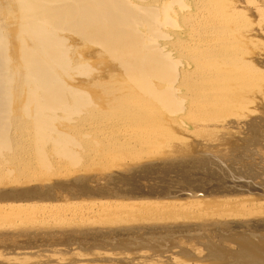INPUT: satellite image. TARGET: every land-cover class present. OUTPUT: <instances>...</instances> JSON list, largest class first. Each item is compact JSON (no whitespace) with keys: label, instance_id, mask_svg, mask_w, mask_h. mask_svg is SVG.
Here are the masks:
<instances>
[{"label":"rangeland","instance_id":"obj_1","mask_svg":"<svg viewBox=\"0 0 264 264\" xmlns=\"http://www.w3.org/2000/svg\"><path fill=\"white\" fill-rule=\"evenodd\" d=\"M205 1L206 3L209 1L207 6H211L208 8V10L211 8L210 10L212 12H209L211 14L210 16L213 17L216 22L219 20V24H222V26H219V30L216 27V29L212 28V31L214 30L213 33L211 30L207 32L208 35H211L206 36V30H203L208 27L204 28V25H202L201 28L199 27V29L203 31L202 32L196 26H189L187 21H180L181 16L179 17L177 15H173L172 17L173 21L175 20V23H180L182 30L185 31H180L182 40L180 39L178 42L177 40H173L175 34H172L174 32L176 33V31L179 30L178 28L172 29V27L166 25L161 28L163 32L166 31L171 33V38L169 40L164 38H162V40L160 38L158 42L161 44L166 43L163 48L166 52L169 50L168 54L172 59L176 60L182 57L179 58L181 62L177 63V71L179 74H184L183 78H179V74H176V78H170L171 76H169L168 79L162 80L164 83H160L159 78L153 80L154 77H150V83L153 89L158 90V86H160V90L163 91L162 85L166 84L169 86V91H167L172 94L175 93L174 100H170L169 102V99H166L167 96L164 97L162 93V97L155 96L154 94L150 95L145 92L146 90L144 88H142V93L139 87L131 84L124 70L118 65V62L102 50L103 48L101 45L97 44L99 46L97 47L93 40H91L92 42L85 39L83 41L82 38L78 40L80 37H78L77 33L75 32L76 34L73 35L71 31L68 30L71 34L68 33L69 39H72L71 41L69 40L70 49L74 52L72 53L70 51L73 54H70L71 57L73 56L72 60L77 59L79 60L78 63H84L81 66L79 65L80 68L85 64L89 65L88 67L90 68L86 66L88 69L86 74L84 73L86 70H83L82 73L81 69V71L77 69V71H80L77 73V71H75L77 66H75V68L70 69L68 72L70 73V78H68L67 74V77L63 75L62 79L65 80L64 82H67L66 84L69 86L82 89L83 91L85 90L86 93H84L83 96L87 95L86 97L89 99H86L90 101L88 105H84L78 113H71L70 116L65 115L64 112L58 111L53 126L55 125V129L61 130L68 135L69 141L71 140L72 142H70L73 144L70 148L77 155V159L76 157H72V160L68 158L65 160L63 155H61L62 157L58 156V154H55L54 149L51 148L50 142H48L49 144L45 143L46 145H44L43 149L44 153L46 152L45 164L43 163L44 161L41 162L38 158L36 159V155L33 156V152L31 153V157H26L28 148L23 147L24 145L28 147L25 143H33V141L29 139H32L34 134H31L29 138L28 134L31 132L32 126H27L29 121L26 120L27 118L25 119L26 116L19 110L21 108V102L24 101L23 93L25 94V92L23 91L21 93V89L19 91L17 89L14 91V101L11 103L10 114L19 121L18 124L15 121H10L8 124V135L10 138L13 136V142L21 146L20 151L23 150V152L16 156L17 159H14V162L12 161L9 163L7 162L8 160H6H12L11 155H9V158L5 157L6 162L3 168L0 169V197L3 196L2 199L0 198V264H239L244 255V252H242L243 245L239 242L241 236H246L250 241H258L257 244H253L254 247L251 252L264 254L261 248L264 244V198H262V195H264V0H251V2L250 0H248L249 2L247 0ZM1 2H3V0H1ZM206 3L204 4L206 5ZM174 6H176V4L172 5V9L175 8L174 10H178V8H176L177 6ZM5 12L7 11H4L2 16L5 14L6 18L3 19L7 21L3 20L4 23L7 24L6 30L8 31L9 40L8 54L12 57L10 61L15 65L16 56L14 55L16 42L13 40V32H15L13 29L15 27L12 28V26L15 25L14 20L16 16L14 17L13 14H10L13 17V20H11V16L9 17L7 15L8 12ZM193 13L202 16L201 11H193ZM183 21L187 23V25L185 24L186 27L182 23ZM227 26L229 27L226 29ZM189 27L194 28L193 30H195V32L191 28L189 29ZM224 28L225 33L223 32ZM131 29L132 28L129 30ZM227 30L228 33L226 32ZM194 33H198L199 35ZM201 33L207 38L211 37L209 38L210 40L204 37L206 40L205 42L203 40L204 35ZM130 34L135 35L133 30L129 35ZM229 34L230 36H228ZM216 36L221 40L217 41L219 39ZM197 37L204 42L200 40V43ZM225 40L227 43L230 41V43L227 44ZM88 41L92 44H88ZM208 41H211L210 43L215 44L216 47L214 48L211 46L209 53L204 50L206 47L205 43ZM174 42L176 43L174 44ZM197 42H199V44ZM225 43L226 45H224ZM229 44L234 46H229ZM227 45L231 52H229ZM178 51L180 52V56ZM211 52L213 55H211ZM221 52L225 53L222 54ZM220 53L221 56H218ZM192 55H199L196 56L198 61L196 60L194 62L195 56L193 57ZM225 59H227V61ZM236 59L239 60V62L237 60L238 63L235 61ZM74 60L73 63H75ZM221 62H224V65L221 64ZM184 64L186 66H184ZM243 64H247L249 67L245 65L246 67L244 68ZM201 65L204 67L202 68ZM206 67L209 68L208 71ZM221 71H224L223 74ZM216 74L217 77H223L217 78V80L219 79L222 82V80L226 78L228 84L224 81L225 84L222 87L223 83L214 79L216 78ZM197 76L200 79L204 76L205 79L201 80H205L204 83L206 85L209 84L207 88ZM210 77L212 78L210 79ZM200 82L202 85L200 84L198 86ZM216 85L217 87L215 88ZM225 85L226 90H224ZM168 86L165 87L167 88ZM228 86L231 87V89H229ZM165 87L163 89L166 92ZM182 87L184 90L180 89ZM204 87L207 91L211 89L212 92L210 91V93L207 92V94L204 93V95H202L205 91V89H203ZM217 89H219V92ZM229 90L230 92H228ZM231 91L236 92V95L232 92L234 97L232 94L230 95ZM239 91L241 96L239 95ZM17 94L20 96L17 97ZM205 96L207 97L205 98ZM203 98L209 99L206 102L207 104L209 101L207 105L205 104V100H201ZM211 99L215 101H211ZM193 102L195 105H193ZM213 102H216L217 106H215L216 104ZM12 122L15 123L13 124L14 126L10 125ZM144 130L145 132H143ZM145 133L146 136L150 138L144 137ZM134 136L135 139H133ZM113 137H115V139ZM120 137L122 139H119ZM153 137L156 139H152ZM215 137L220 138L215 139ZM140 138L143 140L147 139L148 143L153 140L151 143L152 145L148 144L147 141L142 143V139L140 142ZM115 140L118 142L122 141L120 142L122 147L121 145L116 148L113 147L111 143L116 142ZM24 141L25 143H23ZM161 141H164V143H161ZM19 142L22 145H20ZM153 142L155 147L153 146ZM179 143L181 145H179ZM182 143H184V145ZM130 144H136L137 147L134 145V148L128 147ZM144 144H146V146ZM208 145L211 149L208 148ZM157 146L160 150L162 149L165 154L162 151V153H160ZM202 147L205 150H202ZM187 148L188 150H186ZM217 148H219V150ZM148 149H151V151ZM154 149L156 153L158 152L157 154L154 152ZM168 151L172 155L168 156L167 154H170H166ZM153 152L154 154L152 155L151 153ZM176 152L178 153L177 155ZM24 154L26 155L24 156ZM130 154L134 159L131 158L132 156H130ZM158 154L159 156H157ZM163 154L165 156H162ZM128 155L130 156L129 158L132 159H130L132 163L127 160ZM138 155L141 156L138 158ZM12 156H14V152ZM30 158L32 161L28 160ZM136 158L138 161L135 160ZM141 158L143 160H141ZM146 159L147 161H145ZM148 159L150 160L148 161ZM123 160L124 162H122ZM134 160L136 163H134ZM28 162H30V165ZM6 163L9 165H6ZM135 164L138 165L136 166ZM116 165L119 168H117ZM121 167L126 169L123 170ZM128 168L131 169L128 170ZM25 189L30 191V195ZM11 190L15 193L16 196L13 195L16 198L11 194ZM5 191H9V193H5ZM21 191H24V193H20ZM3 192L6 194V197ZM8 194L14 198L11 199ZM246 194H248V196L251 195L252 198L255 195L256 197L253 199H255L256 203L253 204L255 201H253L252 198L250 199V196L248 197ZM21 195L23 197L17 198ZM218 196H220L221 199ZM7 197L9 199H7ZM158 197L159 200H157ZM214 197L218 202L221 200L220 203H223H218ZM226 197L232 202L231 204ZM230 197H232V199H230ZM201 198L202 202L200 200ZM154 199L157 202L154 201L155 204H149L153 202ZM184 199H186V201ZM222 199H225L224 201L227 200L230 206ZM235 199L241 200L242 205L245 206H242L238 200L237 202L233 201ZM242 199L246 200L242 201ZM143 200L146 203L143 202ZM147 200L151 202H147ZM189 200L191 201L190 205H188ZM196 200H199V202L196 203ZM247 200L251 202L249 203ZM258 200H263V204L260 201L257 202ZM133 201H136L135 203L138 205L135 206ZM160 201L162 203L163 201L166 202L163 203V205L170 202L169 206L168 204L166 205L167 208L166 206L163 207L166 209L170 207V204L172 205L171 202L173 201V207H170L173 209L169 208L170 211L169 209L162 210L163 205ZM174 201L177 203H174ZM119 202L121 204L123 202L124 205H119ZM159 202L160 204H158ZM200 202L202 203L201 205L208 206V209L211 207L208 211H214L213 216H211L212 212L210 213L211 215L207 212L209 215L207 217V213L204 211V209L207 208H205V206L199 205L198 207L197 205L196 209L193 208V206ZM215 202L218 204L215 205ZM243 202L245 203L243 204ZM247 202L250 207H248L249 205ZM139 203L144 206L141 208ZM147 204L150 207L145 208ZM192 204L194 205L192 206ZM157 205L158 208L156 207ZM178 205L181 209L179 208L177 210L175 208H178ZM231 205H234L233 208H238V212L235 211V208H232L234 213L236 212L234 216L235 219L233 216H231V218L229 217L230 215H228V212L234 215ZM114 206L117 208H113ZM118 206H124L125 210L123 211V208ZM134 206L136 208L138 206L142 210H140V208L136 209ZM188 206L190 209L187 210ZM217 206H221V209ZM155 207L157 208V212L153 210ZM227 207L229 209L228 211ZM242 207H245L247 212L251 209L250 211L254 214L252 215V221L250 219L251 213H246V209L242 211ZM108 208L111 209V212H109ZM222 209L223 211H218ZM224 209L226 210L224 211ZM258 209H262L261 211L263 212ZM164 210L168 216L164 214ZM197 210L201 211L200 214H197L201 218L196 215V213H198ZM159 211H163L164 215ZM103 212H105L104 214L106 216L108 214V218L104 215L102 216ZM137 212L140 213L141 216H139L140 214ZM217 212L220 213H218L219 215L222 213L221 218L219 215L217 217ZM224 212L226 215L223 214ZM110 213H115L114 217L113 214L112 216L110 215L111 219L109 216ZM144 213H147V215ZM240 213H242L244 217ZM117 214H120L119 217L123 215L121 219L129 217L128 220H131L130 223L126 221L124 222L125 225H122L124 223L119 221H125L126 219H119ZM170 214L173 220L170 219ZM180 214L184 216L178 219ZM192 214H194V216H192ZM246 214H248L247 217ZM256 214L258 215L257 218ZM160 215L164 218H160ZM190 215L192 216L191 218ZM195 215L198 221L194 218ZM237 215H240L241 218L240 216L238 217L239 219L236 218ZM157 216H159L160 219ZM186 216L189 217L186 218ZM214 216L215 218H213ZM143 217L149 219L144 218L145 220L143 221ZM184 217L186 219L190 218V221L194 218L195 220L193 221L195 223L191 221V224L189 220H186V222ZM153 218L154 220H152ZM161 219L163 223L159 221ZM146 220L148 222L152 221L149 223L150 225L148 223L146 224ZM156 220L158 221L156 222ZM176 220H180L181 222ZM114 222H116V224ZM142 222L143 224H141ZM128 224L132 225L129 226ZM240 225L245 227H241ZM237 237L238 241L235 240ZM141 241H143V243ZM141 243L144 245H140Z\"/></svg>","mask_w":264,"mask_h":264},{"label":"bare ground","instance_id":"obj_2","mask_svg":"<svg viewBox=\"0 0 264 264\" xmlns=\"http://www.w3.org/2000/svg\"><path fill=\"white\" fill-rule=\"evenodd\" d=\"M248 1V0H247ZM214 2V1H213ZM249 2V1H248ZM251 2V0H250ZM206 3L205 0H3V2H1L0 0V169L3 168V165L4 163L6 162V160H8L7 162H12L14 159H17L16 156L20 155L21 152H23V150L20 151V147L16 142L14 143L13 142V136L12 138H10V136L8 135V124L10 123V121H15L17 124H18V121L17 119L14 117L11 116V103L14 101V97H13V93L14 91L17 89L18 91L21 89V93L24 91L25 94L23 93V99L24 101L21 102V108L19 110H21V112L24 114L25 119L29 121V123L27 124V126L29 125L32 126V130L31 132H29V138H30V135L31 134H34V139L32 137V139H29L31 141H33V143L31 144H28V143H25V141L23 143L27 144L28 147H26L24 145L23 148H28L27 149V156L26 157H31V153L33 152V156L36 155V159L38 158V160H40L41 162H43L44 164L46 163L45 161V153H44V145H46L45 143L49 144L48 142H50L51 144V148L54 149V152L55 154H58V156H61L63 155L65 157V160L68 158L69 160H72L73 158L72 157H76L77 155L74 153L73 150H71V145L73 146V144H71V142L69 141V137L66 133L62 132L61 130H58V129H55L54 126H53V123H54V119L57 118L56 116V113L59 111V112H64L65 115L67 116H70L71 113H78L80 111V109H82L84 107V105H88L89 101H88V97L86 96H83L84 93H86V91L84 92L82 89H79V88H76V87H72V86H69L68 84H66L62 79V76L66 75L65 77H67V74H68V78L69 77V74L68 73L70 71V69L72 68H75V66H77L76 70H82V73H83V70L85 71L84 73L86 74V72H88V69L87 67L89 65H84L82 66V68L79 67V65H83L81 63H78L79 60H74L75 63H78V64H75L73 63V56L71 57L70 54L74 53L72 52L70 49V44H69V32L71 31V34H76L78 35V38L76 35V37L78 38V40H80L81 38L85 40H93L94 44L96 43L101 45L102 46V50H104L106 53H108L110 56H112V58L114 60H116V62H118V65H120V67L124 70L125 74H126V77H128L129 81H131V84H133L134 86L136 87H139L141 90V92L143 93L142 91V88H144L146 91L147 94H154L155 96H161L162 95L164 97H166V99H169L168 102L170 100H174V94L175 93H170L168 92V88L169 86L166 85V84H163L162 85V90L164 91V87L165 86H168L166 88V95L163 91H161L160 89V86L159 89H153L152 86H151V83H150V77H154V79H157L159 78V82H163L162 80H166V78L168 79L169 76H171L170 78H173V77H177L176 74H179V72L177 71V63L181 62V59L179 58H182V57H177L178 59L174 60L172 59L171 57H169V50L166 52L164 50L163 47H165V44H161L160 42H158V39H170L171 38V33L169 32H166L161 29L164 25L166 26H170L172 27V29L174 28H178L179 30L176 31V33L174 32L172 35L175 34V37H174V41L178 40L180 41V39L182 38V34L181 32L183 31L182 30V26L180 25V23H175V20L173 21V15H177V16H181V20L179 18L180 21L184 20V21H187L188 25L189 26H196L201 28L202 25H204V28L205 27H208L207 29H203V30H206V33L208 31H212V28L213 29H216V27L218 28L219 30V26H222V24H219V20L216 22L215 19L213 17H211L210 13L211 12V8L208 10L209 7H211L210 5L207 6V4H209V1H207L206 5L204 4ZM174 7L178 8V10H174L172 9V5H175ZM213 4V3H212ZM211 4V5H212ZM220 7V6H219ZM231 9V8H230ZM208 10V11H207ZM4 11H7L5 13H7V15L10 17L12 14L14 15V17L16 16L15 20H14V23L15 25L12 26L15 27L13 30H15V32H13V40H15V65H13L10 60L12 59L11 56H9L8 54V43H9V40H8V31L6 30L7 29V24L4 23L3 18H6L5 17V14L2 16V13H4ZM193 11H201V15L202 16H198L197 14H194ZM231 11V10H230ZM210 12V13H209ZM217 12V11H216ZM208 13V14H207ZM215 13V12H214ZM213 13V14H214ZM223 13V12H222ZM11 14V15H10ZM212 14V15H213ZM6 15V16H7ZM234 15V14H233ZM227 16V15H226ZM217 17V16H216ZM10 18H12L11 20H13V17L11 16ZM231 18V16H230ZM176 19V18H175ZM217 19H220V18H217ZM216 19V20H217ZM223 19V18H222ZM227 20V18H226ZM229 20V18H228ZM238 20V19H237ZM6 21V20H5ZM179 21V22H180ZM184 21L182 22L185 26V24L187 25V23H184ZM189 21V22H188ZM224 21V20H223ZM7 22V21H6ZM222 23V21H221ZM233 23V22H232ZM10 24V23H9ZM8 24V25H9ZM227 24V23H225ZM226 26V25H225ZM165 27V26H164ZM186 27V26H185ZM229 26L226 27V29L228 28ZM234 27V26H233ZM130 28H132L131 30H129ZM191 27H189L190 29ZM171 29V30H172ZM192 30L194 28H191ZM197 29V28H196ZM221 29V28H220ZM9 30V29H8ZM70 30V31H68ZM133 30L134 34L135 35H129V33H131V31ZM201 30V29H199ZM198 30V31H199ZM224 33H225V28L223 29ZM68 31V32H67ZM74 31V32H73ZM130 31V32H129ZM181 31V32H180ZM195 32V30H193ZM202 31V30H201ZM214 31V30H213ZM212 31V33H213ZM11 32V31H10ZM73 32V33H72ZM76 32V33H75ZM171 32V31H170ZM185 32V31H183ZM197 32V31H196ZM203 32V31H202ZM228 33V30L226 31ZM69 33V34H68ZM205 33V34H206ZM217 33V32H216ZM221 33V32H220ZM223 33V35H224ZM10 34V33H9ZM70 34V35H71ZM133 34V33H132ZM137 34V35H136ZM194 34H198V33H194ZM203 34V33H201ZM199 35V34H198ZM204 35V34H203ZM202 35V36H203ZM208 35V33L206 34V36ZM211 35V34H209ZM208 35V36H209ZM219 35V34H218ZM205 35L203 36L206 37ZM213 36V35H212ZM226 36V34H225ZM230 36V34L228 35ZM75 37V38H76ZM217 37V36H216ZM223 37V36H222ZM198 40H199V37H197ZM196 38V39H197ZM207 38V37H206ZM211 38V37H209ZM209 38H207V40H210ZM218 38V37H217ZM216 39V38H215ZM219 39V38H218ZM223 39V38H222ZM225 39V38H224ZM235 39V38H234ZM72 40V39H71ZM70 40V41H71ZM77 40V39H76ZM163 40V39H162ZM172 40V39H171ZM170 40V41H171ZM182 40V39H181ZM201 41H205V38L202 40L200 39ZM199 40V41H200ZM221 39L217 40V41H220ZM88 41V44H90L91 42ZM197 41V40H196ZM200 41V43H201ZM203 41V42H204ZM213 41V40H212ZM216 41V40H215ZM224 41V40H223ZM148 42V43H147ZM167 42V41H166ZM190 42V41H189ZM211 42V41H210ZM209 41L207 43H205L206 47H205V51H207V53L210 52L211 50V46H213L214 48L215 47V44H211ZM226 42V40H225ZM237 42V41H236ZM71 43V42H70ZM80 43V42H79ZM86 43V42H85ZM170 43V42H168ZM172 43V41H171ZM170 43V44H171ZM176 42H174L175 44ZM184 43V42H183ZM199 44V42H197ZM216 43V42H215ZM218 43V42H217ZM220 43V42H219ZM227 43V42H226ZM226 43L224 45H226ZM230 43V41L228 42ZM227 43V44H228ZM92 44V43H91ZM204 44V43H202ZM172 45V44H171ZM180 45V44H179ZM194 45V44H193ZM223 45V44H222ZM221 45V46H222ZM231 44H229L230 46ZM77 46V45H76ZM100 46V47H101ZM186 46V45H185ZM203 46V45H202ZM220 46V47H221ZM229 46L227 45L228 47V50L229 52L230 51V48ZM232 47L234 45H231ZM74 47V46H72ZM97 47H99L97 45ZM167 47V46H166ZM197 47V46H196ZM225 47V46H224ZM231 47V48H232ZM236 47V46H235ZM200 48V47H199ZM98 49V48H97ZM176 49V48H175ZM219 49V48H218ZM222 49V47H221ZM10 50V49H9ZM214 50V49H212ZM216 50V49H215ZM227 50V48H226ZM225 50V51H226ZM227 50V51H228ZM236 50V49H235ZM240 50V49H239ZM72 53H71V52ZM180 51V50H179ZM178 51V52H179ZM204 51V52H205ZM234 51V50H233ZM177 52V53H178ZM213 52V51H212ZM211 52V55H213ZM102 53V52H101ZM216 53V52H215ZM214 53V54H215ZM218 53V52H217ZM222 53V52H221ZM221 53L218 54V56L220 55L221 56ZM225 53V52H223ZM222 53V54H223ZM227 53V52H226ZM236 53V52H235ZM85 54V53H84ZM184 54V53H183ZM187 54V53H186ZM229 54V53H228ZM227 54V55H228ZM73 55V54H72ZM81 55V54H80ZM100 55V54H99ZM178 55V54H177ZM182 55V54H181ZM185 55V54H184ZM183 55V56H184ZM201 55V54H199ZM199 55H192L193 57L195 56V60L194 62L197 60L196 59V56H199ZM208 55V54H207ZM226 55V54H225ZM179 56H180V52H179ZM190 56V55H189ZM203 56V55H202ZM209 56V55H208ZM235 56V55H234ZM240 56V55H239ZM77 57V56H76ZM81 57V56H80ZM206 57V56H205ZM212 57V56H210ZM236 57V56H235ZM82 58V57H81ZM209 58V57H208ZM213 58V57H212ZM219 58H222V57H219ZM184 59V58H183ZM199 59V58H198ZM224 59V58H223ZM81 60V59H80ZM86 60V59H85ZM108 60V59H107ZM200 60V59H199ZM206 60V59H205ZM221 60V59H219ZM227 61V59H225ZM238 59H236L235 61L237 62ZM14 61V60H13ZM77 61V62H76ZM186 61V60H185ZM198 61V60H197ZM211 61V60H209ZM250 61V60H249ZM84 62V61H83ZM189 62V61H188ZM225 62V61H224ZM224 62H221V64H223ZM239 62V60H238ZM237 62V63H238ZM241 62V61H240ZM251 62V61H250ZM249 62V63H250ZM191 63V62H190ZM203 63V62H202ZM201 63V64H202ZM230 63V62H229ZM248 63V64H249ZM196 64V63H195ZM197 65V64H196ZM224 65V64H223ZM247 65V64H245ZM244 64V68L246 67ZM87 66V67H86ZM94 66V65H93ZM184 66H186L184 64ZM248 66V65H247ZM199 67V66H198ZM202 67V65H201ZM204 67V66H203ZM202 67V68H203ZM225 67V66H224ZM249 67V66H248ZM85 68V69H84ZM90 68V67H88ZM207 68V71L209 70L208 67ZM107 69V68H106ZM252 69V68H251ZM80 70V71H81ZM188 70V69H186ZM196 70V69H195ZM201 70V69H200ZM221 70V69H220ZM219 70V71H220ZM247 70V69H246ZM256 70V69H255ZM74 71V69H73ZM80 71H77V73H79ZM97 71V70H96ZM184 71V70H183ZM178 72V73H177ZM188 72V71H187ZM186 72V73H187ZM199 72V71H198ZM197 72V73H198ZM222 74L224 71H221ZM204 73H205V70H204ZM212 73V72H210ZM188 74V73H187ZM213 74V73H212ZM234 74V73H233ZM92 75V74H91ZM167 75V77H166ZM189 75V74H188ZM187 75V76H188ZM193 75V74H191ZM195 75V74H194ZM206 75V74H205ZM204 75V76H205ZM231 75V74H230ZM72 76V75H70ZM156 76V77H155ZM190 76V75H189ZM188 76V77H189ZM203 76V78H201L202 80L205 79ZM207 76H210V75H207ZM206 76V77H207ZM219 76V75H218ZM236 76V75H235ZM18 77V78H17ZM64 77V78H65ZM183 78L184 77V74L180 73L179 74V78ZM222 77V76H220ZM220 77H217V74H216V78H214L216 81H219L220 83H223L222 84V87L223 85L225 84V82L227 83L228 80H226V78H224L225 80H222V82L217 78H220ZM231 77V76H230ZM17 78V79H16ZM186 78V77H185ZM190 78V77H189ZM188 78V79H189ZM197 78L199 80H201L198 76ZM212 77H210L211 79ZM223 78V77H222ZM127 79V80H128ZM187 79V80H188ZM194 79V78H193ZM195 79H196V76H195ZM240 79V78H239ZM246 79V78H245ZM152 80V82H153ZM175 80V79H174ZM181 80V79H179ZM201 80V81H202ZM213 80V79H212ZM76 81V80H75ZM176 81V80H175ZM198 81V80H197ZM225 81V82H224ZM173 82V81H172ZM194 82V81H193ZM203 83L205 82L202 81ZM237 82V80H236ZM76 83V82H75ZM81 83V82H80ZM164 83V82H163ZM186 83V82H185ZM215 83V81H214ZM218 83V82H217ZM235 83V82H234ZM202 85V83L200 82L198 84L199 85ZM228 84V83H227ZM80 85V84H79ZM153 85V83H152ZM170 85V84H169ZM182 85V84H181ZM204 85H206L204 83ZM209 85V84H207ZM207 85L205 86L207 88ZM236 85V84H235ZM127 86V85H126ZM129 86V85H128ZM131 86V85H130ZM164 86V87H163ZM179 86V85H178ZM187 86V85H186ZM194 86V85H193ZM245 86V85H243ZM157 87V88H158ZM171 87V85H170ZM177 87V86H176ZM180 87V86H179ZM191 87V86H189ZM205 87L203 89H205ZM217 87V85L215 86V88ZM219 87V86H218ZM229 87V86H228ZM242 87V86H241ZM125 88V87H124ZM196 88V86H195ZM224 90H226V85L224 86ZM247 88V86H246ZM138 89V88H137ZM171 89V88H170ZM179 89V88H178ZM181 90H184L183 87L180 88ZM198 89V87H197ZM209 89V88H208ZM229 89H231V87H229ZM241 89V88H240ZM161 92H160V91ZM168 90V91H167ZM190 90V89H189ZM219 89H217L218 91ZM243 90V88H242ZM246 90V89H245ZM111 91V89H110ZM113 91V90H112ZM188 91V90H187ZM206 91V92H205ZM202 93V95L207 94V92L210 93L211 89L210 90H206ZM122 92V91H121ZM140 92V93H141ZM184 92V91H183ZM191 92V90H190ZM212 92V91H211ZM219 92V91H218ZM217 92V93H218ZM230 92V90L228 91ZM232 92L234 91H231L230 95L232 94ZM19 93V92H18ZM20 93V94H21ZM162 93V95H161ZM198 93V92H197ZM196 93V95H197ZM221 93V92H220ZM227 93V92H226ZM236 92H234V95ZM213 94V93H211ZM219 94V93H218ZM217 94V95H218ZM89 95V94H88ZM141 95V94H140ZM185 95V94H184ZM195 95V96H196ZM201 95V94H200ZM209 95V94H208ZM207 95V96H208ZM215 95V94H213ZM226 95V94H224ZM228 95V94H227ZM234 95L232 94V96L234 97ZM239 95H240V91H239ZM20 96V95H19ZM18 94H17V97H19ZM148 96V95H147ZM205 96V98L207 97ZM212 96V95H211ZM210 96V97H211ZM220 96V95H218ZM241 96V95H240ZM135 97V96H134ZM140 97V96H138ZM163 97V98H164ZM209 97V98H210ZM236 97V96H235ZM239 97V96H238ZM88 98V99H86ZM151 98V96H150ZM186 98V97H185ZM216 98V97H215ZM228 98V96H227ZM245 98V97H244ZM249 98V97H248ZM134 99V98H133ZM165 99V100H166ZM197 99V98H196ZM235 99V98H234ZM132 100V99H131ZM198 100V99H197ZM201 100H205V104L207 102V100H209L208 98L207 99H201ZM214 100V99H211V101ZM161 101V100H160ZM215 101V100H214ZM165 102V101H164ZM167 102V100H166ZM167 102V103H168ZM172 102V101H171ZM179 102V101H178ZM253 102V101H252ZM163 103V102H161ZM166 103V104H167ZM209 103V101H208ZM207 103V104H208ZM212 103V102H211ZM214 104H216V102H213ZM152 104V103H151ZM204 104V105H205ZM206 104V105H207ZM236 104V103H235ZM138 105V104H137ZM163 105V104H162ZM168 105V104H167ZM193 105L194 102H193ZM213 105V104H211ZM226 105V104H225ZM13 106V105H12ZM156 106V105H155ZM164 106H165V103H164ZM169 106V105H168ZM203 106V105H202ZM214 106V105H213ZM217 106V104L215 105ZM171 107V106H170ZM173 107V106H172ZM198 107V106H197ZM210 107V106H209ZM208 107V108H209ZM121 108V107H120ZM191 108V107H190ZM193 108V107H192ZM202 108V107H201ZM113 109V108H112ZM194 109V108H193ZM213 109V107H212ZM106 110V109H105ZM121 110V109H120ZM154 110V109H153ZM181 110V109H180ZM179 110V111H180ZM202 110V109H201ZM211 110V109H210ZM214 110V109H213ZM175 112V111H174ZM173 112V113H174ZM208 112V111H206ZM120 113V112H119ZM58 114V113H57ZM123 114V113H122ZM210 114V113H209ZM113 115V114H112ZM120 115V114H119ZM132 115V114H131ZM189 115V114H188ZM73 116V114H72ZM123 116V115H122ZM121 116V117H122ZM211 116V115H210ZM126 117V116H125ZM153 117V116H152ZM156 117V116H155ZM183 117V116H182ZM186 117V116H185ZM190 117V116H189ZM194 117V116H193ZM124 118V117H123ZM211 118V117H210ZM16 119V120H15ZM61 119V118H59ZM151 119V118H150ZM56 120V119H55ZM63 120V119H62ZM126 120V119H125ZM177 120V119H175ZM193 120V118H192ZM200 120V119H199ZM208 120V119H207ZM22 121V120H21ZM20 121V122H21ZM27 121V122H28ZM84 121V120H83ZM205 121V120H204ZM210 121V120H209ZM208 121V122H209ZM163 122V121H162ZM165 122V121H164ZM184 122V121H183ZM182 122V123H183ZM193 122V121H192ZM207 122V121H206ZM167 123V122H166ZM176 123V121H175ZM179 123V122H178ZM205 123V122H204ZM13 124L15 123H11L10 125L12 126ZM22 124V123H21ZM116 124V123H115ZM139 124V123H138ZM219 124V123H218ZM140 125V124H139ZM175 125V124H174ZM181 125V124H180ZM206 125V124H205ZM209 125V124H208ZM14 126V125H13ZM16 126V125H15ZM20 126V125H18ZM124 126V125H123ZM152 127V126H151ZM13 128V127H12ZM17 128V127H16ZM140 128V126H139ZM206 128V127H204ZM86 129V128H85ZM143 129V128H142ZM202 129V128H201ZM20 130V129H19ZM22 130V129H21ZM66 130V129H65ZM159 130V129H158ZM23 131V130H22ZM135 131V130H133ZM193 131V130H192ZM142 132V131H141ZM145 132V130L143 131ZM220 132V131H219ZM19 133V132H18ZM24 133V132H23ZM116 133V132H115ZM136 133V132H135ZM169 133V132H168ZM206 133V131H205ZM209 133V132H208ZM14 134V133H13ZM21 134V133H20ZM91 134V133H90ZM134 134V133H133ZM159 134V133H158ZM11 135V134H10ZM138 135V134H137ZM170 135V134H169ZM16 136V135H15ZM22 136V134H21ZM128 136V135H127ZM133 136V135H131ZM143 136V135H142ZM146 136V133L144 135V137ZM154 136H155V133H154ZM162 136V135H161ZM173 136V134H172ZM221 136V135H220ZM148 138H150L149 136H146ZM165 137V136H163ZM179 137V136H178ZM209 137V136H208ZM27 138V137H26ZM115 139V137H113ZM133 138V137H132ZM207 138V137H206ZM214 138V137H213ZM213 138H210V139H213ZM216 138H220V137H215ZM25 139V138H24ZM119 139H122L121 137ZM118 139V140H119ZM124 139V137H123ZM135 139V136L134 138ZM141 139L140 138V142H141ZM152 139H156V138H152ZM179 139V138H178ZM177 139V140H178ZM183 139V137H182ZM214 139V140H215ZM17 140V139H16ZM15 140V141H16ZM28 140V139H27ZM116 140H117V137H116ZM115 140V141H116ZM125 140V139H124ZM127 140V138H126ZM150 140V139H149ZM174 140V139H173ZM180 140V139H179ZM178 140V141H179ZM204 140V139H203ZM20 141V140H19ZM130 141V139H129ZM144 141H147L148 143V140L146 139H142V143ZM153 140H151V142H149L148 144H151ZM176 141V140H174ZM22 142V141H20ZM19 142V144H20ZM118 141L116 142H112L111 145L113 147H119L121 145L122 147V144L120 142L122 141ZM131 142V141H130ZM133 142V141H132ZM164 143V141H161V143ZM14 143V144H13ZM129 143V142H128ZM146 143V142H145ZM146 143V144H147ZM156 143V141H155ZM176 143V142H175ZM187 143V142H185ZM33 144V145H32ZM146 144H144L146 146ZM154 144V142H153ZM167 144V143H165ZM184 145V143H182ZM203 144V143H202ZM207 144V143H206ZM210 144V143H208ZM22 145V144H20ZM110 145V146H111ZM134 145V144H133ZM132 144H130V146L128 147H133ZM152 145V144H151ZM149 145V146H151ZM168 145V144H167ZM179 145H181L179 143ZM136 146V144L134 145ZM139 146V145H138ZM155 147V144L153 145ZM207 146V145H206ZM137 147V146H136ZM211 147V146H210ZM213 147V146H212ZM224 147V146H223ZM110 148V147H109ZM134 148V147H133ZM146 148V147H145ZM157 148L159 149V147L157 146ZM170 148V147H169ZM174 148V147H173ZM203 148V147H202ZM208 148H209V145H208ZM225 148V147H224ZM74 149V148H73ZM132 149V148H131ZM136 149V148H135ZM211 149V148H209ZM219 150V148H217ZM15 150V151H14ZM25 150V149H24ZM151 151V149H148ZM157 150V149H156ZM174 150V149H173ZM188 150V148L186 149ZM184 150V151H186ZM202 150H205L204 148ZM217 150V151H218ZM14 152V156L13 155V152ZM115 151V150H114ZM124 151V150H123ZM128 151V150H127ZM132 151V150H131ZM130 151V152H131ZM135 151V150H133ZM145 151V150H144ZM160 153H162V149L160 150ZM162 151V152H161ZM170 151V150H169ZM166 152L167 153H170V152ZM176 151V150H175ZM10 152V153H9ZM126 152V151H125ZM124 152V153H125ZM129 152V151H128ZM141 152V151H140ZM154 152H155V149H154ZM151 153L152 155L154 154ZM6 153V154H5ZM9 153V154H7ZM25 153V152H24ZM111 153V152H110ZM115 153V152H114ZM137 153V152H136ZM135 153V156L137 157V154ZM144 153V152H142ZM156 153V152H155ZM158 153V152H157ZM156 153V154H157ZM165 154V152H163ZM29 154V155H28ZM60 154V155H59ZM129 154V153H128ZM134 154V153H133ZM162 155V156H165V155ZM178 153L176 152V155ZM182 154V153H180ZM224 154V153H222ZM226 154V153H225ZM262 154V153H261ZM8 155V156H6ZM9 155H11L12 157V160L10 161L9 159H6L5 157L9 158ZM26 154H24L25 156ZM145 155V154H144ZM161 155V154H160ZM168 156L172 155L171 153L170 154H167ZM183 155V154H182ZM32 156V157H33ZM57 156V155H55ZM130 156H132L130 154ZM128 155V158L127 160L130 162V159L134 157L132 156L131 158ZM139 156L141 155H138V158ZM159 156V154L157 155ZM175 156V154H174ZM224 156V155H223ZM52 157V156H51ZM62 157V156H61ZM79 157V156H78ZM81 157V156H80ZM84 157V156H83ZM96 157V156H95ZM148 157V156H147ZM154 157V156H153ZM167 157V156H166ZM71 158V159H70ZM93 158V157H92ZM150 158V157H148ZM6 159V160H5ZM20 159V158H19ZM18 159V161H19ZM60 159V158H59ZM77 159V157H76ZM81 159V158H80ZM97 159V158H96ZM154 159V158H153ZM156 159V158H155ZM30 161V159H28ZM132 160V159H131ZM135 160L138 161V159L136 158ZM134 160V163H136ZM141 160H143L141 158ZM150 159H148L149 161ZM157 160V159H156ZM34 161V159H33ZM75 161V160H73ZM147 161V159L145 160ZM152 161V159H151ZM154 161V160H153ZM14 162V161H13ZM56 162V161H55ZM124 162V160L122 161ZM141 162V161H140ZM29 165H30V162H28ZM51 163V162H50ZM68 163V162H67ZM79 163V162H78ZM126 163V162H125ZM132 163V161L130 162ZM138 163V162H137ZM61 164V163H60ZM59 164V165H60ZM118 164V163H117ZM120 164V162H119ZM118 164V165H119ZM129 164V163H128ZM139 164V163H138ZM137 164V165H138ZM6 165H9L6 163ZM32 165V164H31ZM123 165V163H122ZM121 165V166H122ZM127 165V164H126ZM125 165V166H126ZM136 165V164H135ZM136 165V166H137ZM2 166V167H1ZM48 166V165H47ZM11 167V166H10ZM52 167V166H51ZM104 167V166H103ZM117 168L119 167L116 165ZM123 167V166H122ZM121 167V168H122ZM130 167V165H129ZM112 168V167H111ZM133 168V167H132ZM105 169V168H104ZM123 169V168H122ZM126 168H124L123 170H125ZM131 169V168H130ZM128 168V170H130ZM90 171V170H89ZM104 171V170H102ZM52 172V171H51ZM108 178V177H107ZM110 178V177H109ZM208 189V188H207ZM24 190V189H23ZM27 190V189H25ZM37 191V190H36ZM194 191V190H193ZM9 191H5V193ZM11 194L15 195V193H13V190H11ZM26 192V191H25ZM27 192H29L28 194L30 195V191L27 190ZM26 192V193H27ZM141 192V191H140ZM195 192V191H194ZM197 192V191H196ZM233 192V191H232ZM249 192V191H248ZM252 192V191H251ZM4 193V192H3ZM4 193V194H5ZM20 193H24V191H21ZM120 193V192H119ZM118 193V194H119ZM129 193V192H128ZM133 193V192H132ZM253 193V192H252ZM2 194V193H1ZM42 194V193H41ZM115 194V193H114ZM117 194V195H118ZM130 194V193H129ZM147 194V193H146ZM191 194V193H190ZM233 194V193H232ZM10 195V194H8ZM7 195V196H8ZM13 195V196H14ZM127 195V194H126ZM133 195V194H132ZM248 196V194H246ZM261 195V194H260ZM11 197V195L9 197L14 198V197ZM28 196V195H27ZM32 196V195H31ZM30 196V197H31ZM131 196V195H130ZM161 196V195H160ZM250 196V199L252 198L251 195ZM248 196V197H249ZM264 198V195H262ZM5 197H6V194H5ZM19 197H23L22 195L21 196H18L17 198ZM29 197V196H28ZM26 197V198H28ZM126 197V196H125ZM175 197V196H174ZM212 197V196H211ZM217 197V196H216ZM220 198V196H218ZM222 197V196H221ZM225 197V196H224ZM229 197V196H228ZM226 197V198H228ZM246 197V196H245ZM256 197L255 195L253 196V198ZM1 199L3 198V196L0 197ZM16 198V197H15ZM188 198V197H187ZM195 198V197H194ZM199 198V197H198ZM196 198V199H198ZM205 198V197H204ZM235 198V197H233ZM238 198V197H237ZM247 198V197H246ZM252 198V199H253ZM259 198V197H257ZM256 198V200H257ZM260 198V199H262ZM7 199H9L7 197ZM120 199V198H119ZM139 199V198H138ZM142 199V198H141ZM170 199V198H169ZM179 199V198H178ZM212 199V198H211ZM214 199L216 200V198L214 197ZM221 199V198H220ZM219 199V200H220ZM230 199H232V197H230ZM249 199V200H250ZM123 200V199H122ZM159 200V197L158 199ZM163 200V199H162ZM183 200V199H182ZM186 201V199H184ZM191 200V198H190ZM189 200V203L188 205H190V201ZM201 202H202V198L200 199ZM204 200V199H203ZM223 200V199H222ZM225 200V199H224ZM223 200V201H224ZM229 200V198L227 199ZM224 201L227 203V205L230 206V204L232 202H230L229 200V203L228 202ZM238 200V199H237ZM237 200H233L235 202H237ZM244 199H242L243 201ZM246 200V199H245ZM244 200V201H245ZM118 201V200H117ZM121 201V200H120ZM150 201V200H147V202ZM156 201L155 199L153 200V202L149 203V204H155ZM167 201V200H165ZM169 201V200H168ZM183 201V202H185ZM188 201V200H187ZM195 201V200H193ZM207 201V200H206ZM213 201V200H212ZM211 201V202H212ZM217 201V200H216ZM232 201V200H231ZM248 201V200H247ZM253 201H255V199H253ZM262 202L261 200H258L257 202ZM136 202V201H135ZM133 201V203H135ZM140 202V201H139ZM143 202H145L143 200ZM157 202V201H156ZM161 202V201H160ZM160 202L158 204H160ZM176 201H174L175 203ZM199 200L197 201L196 200V203H198ZM199 203V204H196L195 206H193L194 204H192L193 208H197L196 206L198 205H201L202 203ZM214 202V201H213ZM212 202V203H213ZM218 202V201H217ZM221 202V200H220ZM218 202V203H220ZM238 202H240V204L242 205L241 203V200ZM249 202V201H248ZM247 202V204H248ZM251 202V201H250ZM249 202V203H250ZM264 202V201H263ZM262 202V204H263ZM116 203V202H114ZM120 203V202H119ZM138 203V202H137ZM146 203V202H145ZM143 203V204H145ZM163 203H166L163 201ZM163 203L161 202V204L163 205ZM170 203V202H169ZM169 203L168 206H169ZM172 205H173V201L171 202ZM177 203V202H176ZM195 203V202H194ZM204 203V202H203ZM209 203V202H208ZM206 203V204H208ZM217 203V204H218ZM223 203V202H222ZM220 203V204H222ZM225 203V204H226ZM245 202H243L244 204ZM256 201L253 203L255 204ZM37 204V203H36ZM118 204V202H117ZM115 204V205H117ZM141 204H142V201H141ZM139 203V205H141ZM167 204L163 205L162 206V210L163 209H166L167 208ZM210 204V203H209ZM215 205L216 202L214 203ZM219 204V205H220ZM235 204V203H233ZM237 204V203H236ZM252 204V203H251ZM261 204V203H260ZM258 205V206H261V205ZM119 205H124L123 202L122 204L120 203ZM138 205L135 203V206ZM170 204V207L172 206ZM187 205V204H186ZM212 205V204H211ZM210 205V206H211ZM238 205V204H237ZM236 205V206H237ZM249 205V204H248ZM247 205V206H248ZM108 206V205H107ZM111 206V204H110ZM131 206V205H130ZM129 206V207H130ZM134 206V208H136ZM142 206L144 205H141V208ZM147 207L145 208H148L150 207L148 204L145 205ZM166 208H163L165 207ZM179 206V205H178ZM183 206V205H182ZM191 206V207H192ZM203 206V205H201ZM205 206V205H204ZM203 206V207H204ZM224 206V205H223ZM222 206V208H223ZM228 206V207H229ZM232 206V205H231ZM234 206V205H233ZM233 206L231 207V209L233 208ZM240 206V205H239ZM238 206V207H239ZM242 206H245V205H242ZM253 206V205H251ZM255 207H257L256 205H254ZM118 207H122V206H118ZM154 207V206H153ZM158 208V205L156 206ZM155 207V208H156ZM169 207V208H170ZM173 207V206H172ZM176 207V206H175ZM174 207V208H175ZM185 207V206H183ZM202 207V208H203ZM207 207V208H206ZM213 207V206H212ZM215 207V206H214ZM218 208H220L221 206H217ZM227 207V211L229 210ZM241 207V206H240ZM250 207V205L248 206ZM254 207V208H255ZM11 208V207H10ZM111 208V207H109ZM108 208V209H109ZM113 208H117V207H113ZM123 211L125 210V207L123 206ZM121 208V210H122ZM132 208H133V205H132ZM140 207L137 206L136 209H139ZM140 208V210H142ZM153 209V210H156L157 212V208L156 209ZM168 208V209H169ZM181 209V207L179 206L178 208H175V209ZM187 208V207H186ZM205 208L207 209H204V211L207 213L209 212V215H211L210 213L212 212V210L208 211V206H205ZM226 208V207H225ZM235 208V207H234ZM233 208V209H234ZM243 210L242 211H245V207H242ZM253 208V207H251ZM258 208V207H257ZM261 208V207H260ZM264 208V207H263ZM55 209V208H54ZM105 209V208H104ZM103 209V210H104ZM112 209V208H111ZM109 209V212H111ZM166 209V210H168ZM170 209H173V208H170ZM169 209V211H170ZM174 209V211H175ZM190 209L189 206L187 208V210ZM200 209V208H199ZM213 209V208H212ZM215 209V208H214ZM221 209V208H220ZM232 209V210H233ZM238 208H235V211L238 212L237 210ZM240 209V208H239ZM249 209V208H248ZM19 210V209H18ZM107 210V209H106ZM193 210V209H191ZM216 210V209H215ZM226 209H224L225 211ZM241 210V209H240ZM239 210V211H240ZM251 210V209H250ZM249 210V211H250ZM253 211H255L254 209H252ZM260 210V209H258ZM262 210V209H261ZM260 210V211H261ZM264 210V209H263ZM105 211V210H104ZM108 211V210H107ZM106 211V212H107ZM113 211V210H112ZM114 211H117V210H114ZM151 211V210H150ZM161 211V209H160ZM159 211V212H160ZM218 211H223L222 210H218ZM226 211V212H227ZM247 212V209H246V213H251V221H252V212ZM140 212V211H138ZM137 212V213H138ZM155 212V211H154ZM164 214L166 215V211L164 210ZM184 212V211H183ZM195 212V211H194ZM192 212V213H194ZM198 213L197 214H200L201 211L197 210ZM204 212V215L206 214ZM263 212V211H261ZM105 212L102 213V216L104 215L106 218H108V214L107 216L104 214ZM108 213V212H107ZM118 213V212H116ZM120 213V212H119ZM148 213V212H147ZM147 213L145 215H147ZM161 214H163V211L160 212ZM170 213V212H168ZM173 213V212H171ZM176 213V212H175ZM191 213V212H190ZM213 213L214 211L212 212V215L213 216ZM216 213V211H215ZM219 212H217V217ZM232 213V212H231ZM233 213H234V210H233ZM236 213V212H235ZM235 213L234 215H231L229 214L228 212V215H230L229 217L231 216H235ZM113 214V213H112ZM112 214L110 213L109 216ZM115 214V213H114ZM114 214H113V217H114ZM122 214V213H121ZM140 214V213H138ZM149 214V213H148ZM153 214V213H152ZM158 214V213H157ZM163 214V215H164ZM203 214V213H202ZM225 214V212L223 213ZM239 214V213H238ZM242 215V213H240ZM246 214V217L247 215ZM262 214V213H261ZM260 214V215H261ZM264 214V213H263ZM262 214V215H263ZM120 215V214H119ZM119 215L117 214V216L119 217ZM150 215V214H149ZM178 215V213H177ZM186 215V214H185ZM195 215V219H197L198 221V218H196ZM207 217L209 216L208 213L206 214ZM205 215V216H206ZM215 215V214H214ZM222 215V213H221ZM221 215L220 218H221ZM226 215V214H225ZM227 215V216H228ZM244 215H245V212H244ZM244 215H242L244 217ZM261 215V216H262ZM111 216H110V219H111ZM123 215H121L119 217V219H121ZM141 216V214L139 215ZM138 216V217H139ZM161 216V215H160ZM168 216V215H166ZM172 215L170 214V219H172L171 217ZM175 216V215H174ZM181 216V217H180ZM180 216H178L180 218H182L183 216L180 214ZM192 216H194V214H192ZM190 215V218L192 217ZM210 216V217H211ZM224 216V215H223ZM223 216H222V219H223ZM240 216V215H239ZM237 215L236 218L239 217ZM257 214H256V218H257ZM260 216V217H261ZM7 217V216H6ZM43 217V216H42ZM127 217V216H126ZM132 217V216H131ZM130 217V219H131ZM137 217V218H138ZM149 217V216H147ZM147 217H143V221L145 220L144 218L146 219H149ZM159 218V216H157ZM189 217V216H188ZM186 216V218H188ZM200 217V216H199ZM225 217V216H224ZM254 217V216H253ZM117 218V217H116ZM129 218V217H128ZM128 218H122V219H126L125 221H119L121 223H124L126 221H129ZM133 218V217H132ZM162 218V216L160 217ZM159 218V219H160ZM164 218V217H163ZM162 218V219H163ZM185 218V217H184ZM184 219L185 221L186 220H189V219ZM193 218V220H195ZM201 218V217H200ZM215 218V216L213 217ZM227 218V217H226ZM232 218V217H231ZM241 218V216H240ZM249 218V216H248ZM121 219V220H122ZM151 219V218H150ZM157 219V218H156ZM162 219L159 220L160 222H162ZM167 219V218H166ZM218 219V218H217ZM220 219V220H222ZM235 219V217H234ZM239 219V218H238ZM246 219V218H245ZM244 219V220H245ZM115 220V219H114ZM133 220V219H132ZM141 220V219H140ZM154 220V218L152 219ZM173 220V219H172ZM175 220V219H174ZM182 220V219H181ZM191 220V221H193ZM201 220V219H200ZM209 220V219H208ZM243 220V219H242ZM248 220V219H247ZM117 221H118V218H117ZM131 221V220H130ZM127 222V223H130ZM147 221V220H146ZM158 220H156L157 222ZM176 221H180V220H176ZM184 221V222H185ZM189 220V222H191ZM65 222V221H64ZM152 221H147L146 224L148 223H151ZM181 222V221H180ZM179 222V223H180ZM187 222V221H186ZM194 222V221H193ZM25 223V222H24ZM116 224V222H114ZM126 223V224H127ZM135 223V222H134ZM138 223V222H137ZM145 223V222H144ZM154 223V221H153ZM152 223V224H153ZM163 223V222H162ZM177 223V222H176ZM183 223V222H182ZM195 223V222H194ZM118 224V223H117ZM133 224V223H132ZM131 224V225H132ZM140 224V223H139ZM143 224V222L141 223ZM140 224V225H141ZM155 224V223H154ZM159 224V223H158ZM170 224V223H169ZM186 224V223H185ZM192 224V222H191ZM242 224V223H241ZM245 224V223H243ZM249 224V223H247ZM121 225V224H120ZM122 225H125L122 224ZM129 225V224H128ZM129 225V226H131ZM135 225V224H134ZM150 225V224H149ZM165 225V224H164ZM168 225V224H167ZM180 225V224H179ZM246 225V224H245ZM250 225V224H249ZM253 225V223H252ZM42 226V225H41ZM61 226V225H60ZM147 226V225H146ZM171 226V225H170ZM185 226V225H184ZM189 226V225H188ZM241 226V225H240ZM165 227V226H164ZM241 227H245V226H241ZM174 228V227H173ZM177 228V227H176ZM181 228V227H180ZM182 229V228H181ZM168 230V229H167ZM140 231V230H139ZM169 231V230H168ZM180 231V230H179ZM182 231V230H181ZM176 232V231H174ZM243 235V234H242ZM141 236V235H140ZM241 236V235H240ZM256 238V237H255ZM238 237L235 239L236 241ZM142 240V239H141ZM144 240V239H143ZM258 240V239H256ZM143 243V241H141ZM147 242V241H146ZM239 242L240 244L243 245V248H242V252H244V255L242 256L241 258V262L239 264H264V254H260L258 252H251V250L253 249V244H257L258 241H250L249 238H246V236H241L239 238ZM140 244V245H144V244ZM183 243V242H182ZM149 244V243H148ZM139 246V245H137ZM147 246V245H145ZM149 246V245H148ZM262 250L264 251V244L261 246ZM195 249V248H194ZM162 252V251H161ZM251 252V253H250Z\"/></svg>","mask_w":264,"mask_h":264}]
</instances>
